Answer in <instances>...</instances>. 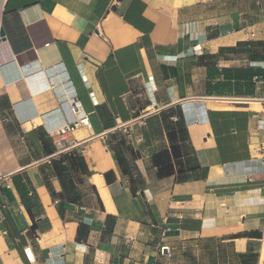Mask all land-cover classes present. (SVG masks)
<instances>
[{
    "label": "crops",
    "instance_id": "1",
    "mask_svg": "<svg viewBox=\"0 0 264 264\" xmlns=\"http://www.w3.org/2000/svg\"><path fill=\"white\" fill-rule=\"evenodd\" d=\"M0 28V264H264V0H3Z\"/></svg>",
    "mask_w": 264,
    "mask_h": 264
},
{
    "label": "trees",
    "instance_id": "2",
    "mask_svg": "<svg viewBox=\"0 0 264 264\" xmlns=\"http://www.w3.org/2000/svg\"><path fill=\"white\" fill-rule=\"evenodd\" d=\"M170 115L171 111L163 113V121L167 126L171 148L156 152L153 155V163L158 167L160 175L177 173V178L182 181L187 179L197 167H194L191 162L184 163L180 160L186 154L183 149V141L187 138V130L181 121L173 122L169 119Z\"/></svg>",
    "mask_w": 264,
    "mask_h": 264
},
{
    "label": "built area",
    "instance_id": "3",
    "mask_svg": "<svg viewBox=\"0 0 264 264\" xmlns=\"http://www.w3.org/2000/svg\"><path fill=\"white\" fill-rule=\"evenodd\" d=\"M1 37V36H0ZM149 82H152L151 85H152V88L153 90L155 91L156 88H157V85L154 81V79H150L148 81ZM91 96L93 97L94 96V92H91ZM71 110H73V112L77 113L78 112V105H77V102H73V104L71 105ZM151 112V110H149L146 114L149 115ZM90 120L88 118L87 115H83L79 118H76L71 124H68L66 126H63L62 128H60L58 130V135H61V136H64L65 134H67L69 131H72L73 129L75 128H79L81 126H90ZM9 175V173H0V181L4 178H6L7 176Z\"/></svg>",
    "mask_w": 264,
    "mask_h": 264
},
{
    "label": "water",
    "instance_id": "4",
    "mask_svg": "<svg viewBox=\"0 0 264 264\" xmlns=\"http://www.w3.org/2000/svg\"><path fill=\"white\" fill-rule=\"evenodd\" d=\"M0 36L1 38H5V31L2 28H0ZM163 251L164 253H168V247H164Z\"/></svg>",
    "mask_w": 264,
    "mask_h": 264
},
{
    "label": "bare ground",
    "instance_id": "5",
    "mask_svg": "<svg viewBox=\"0 0 264 264\" xmlns=\"http://www.w3.org/2000/svg\"><path fill=\"white\" fill-rule=\"evenodd\" d=\"M2 3H3V0H0V9H1V5H2ZM264 260V259H263Z\"/></svg>",
    "mask_w": 264,
    "mask_h": 264
}]
</instances>
